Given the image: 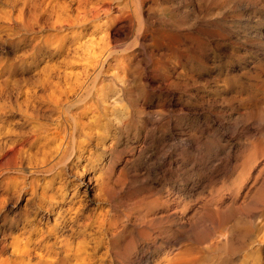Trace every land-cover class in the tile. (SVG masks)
<instances>
[{
	"label": "rangeland",
	"instance_id": "374dc122",
	"mask_svg": "<svg viewBox=\"0 0 264 264\" xmlns=\"http://www.w3.org/2000/svg\"><path fill=\"white\" fill-rule=\"evenodd\" d=\"M80 95L83 159L31 198L8 164ZM26 219L90 264H264V0H0V259L44 253Z\"/></svg>",
	"mask_w": 264,
	"mask_h": 264
},
{
	"label": "bare ground",
	"instance_id": "6f19581e",
	"mask_svg": "<svg viewBox=\"0 0 264 264\" xmlns=\"http://www.w3.org/2000/svg\"><path fill=\"white\" fill-rule=\"evenodd\" d=\"M81 1V0H79ZM142 25V24H141ZM108 52V50H107ZM109 55V54H107ZM106 55V56H107ZM106 60V58H105ZM99 61V60H98ZM103 61V59H102ZM102 61H100L99 66H98V70H97V74H99L101 72V69L103 68ZM97 64V65H98ZM96 65V66H97ZM102 67V68H101ZM97 68V67H96ZM96 71V70H95ZM94 79V78H93ZM89 84V83H88ZM93 85V84H92ZM82 90V89H81ZM64 96V95H63ZM86 98L88 97L87 95H85ZM56 97V96H55ZM84 96L81 97L77 96L75 99H71L68 100L67 98H55L53 99V103L56 105L55 107L57 108V111L59 113V117L57 120V123L55 124V132L56 134H54L53 136H51L49 139L54 143H56V147L53 145V147L51 149H53L52 152H54L53 154H51V159L48 158V156H50V152H46L44 153V151L42 152L43 156H40V158L38 159L39 162H37V167L38 168H34L33 170H28L29 172L25 173L24 171H20L19 169L21 168V157H16L12 162H10L8 164V168L10 171H12L13 173H17L19 174L20 177H18L20 180V183L23 184L22 187H24L26 185H28V188L30 189V194L29 197L31 196V198H39V197H45V194H47L45 191L47 189H51V185H52V179L49 181L44 180L43 184L40 186V192H38L37 188L38 186H36V182L34 180V176H36L38 174H53L54 176L58 177L61 174H63V171L67 168L70 169L71 167L68 166L69 163L73 164L72 160H76L79 162L80 159H83V157H81L85 146L86 145H82V141H77L76 140V136H81V138H87L88 134L86 132H84V125L85 123L83 121H81L80 118H78L77 116H74L73 113H71L72 109L76 106H78L79 104L83 103V98ZM85 98V99H86ZM102 100V99H101ZM53 105V104H52ZM78 134V135H77ZM40 135V134H39ZM39 138V136H38ZM41 139V138H40ZM46 143H44L45 145ZM51 144V143H50ZM47 146L49 144H46ZM51 147V146H50ZM50 149V150H51ZM48 153V154H47ZM41 154V155H42ZM48 155V156H47ZM90 160V158L88 159V161ZM20 164V166H19ZM36 164V163H35ZM76 165V164H75ZM85 166V165H83ZM54 172V173H53ZM27 174H29L27 176ZM43 176V175H41ZM44 177V176H43ZM39 179V178H38ZM42 180V179H41ZM96 180H99V177L96 178ZM103 181V180H102ZM38 182V180H37ZM19 183L17 180H11L8 181V185L13 184V186H17ZM41 182H39L40 184ZM101 183V182H100ZM106 183V182H105ZM96 185L98 183H95ZM95 184L93 185V187L95 186ZM62 185V184H61ZM61 185L59 187L56 188L55 192L52 193L55 194L57 191V189H59L60 191H63L61 188ZM108 185V183H107ZM100 186V185H98ZM104 188V189H103ZM22 190V189H21ZM99 190V189H98ZM50 191V190H49ZM100 191H105V185H101L100 187ZM98 191V192H100ZM41 194V195H38ZM50 194V193H49ZM48 196H51L49 195ZM99 194V193H98ZM47 196V195H46ZM53 197V196H52ZM30 199V198H29ZM42 199V198H41ZM39 200V199H38ZM35 201V200H34ZM33 202V201H32ZM78 208V207H77ZM218 209V207H217ZM216 209V210H217ZM70 210V209H69ZM77 210V209H76ZM210 210V209H209ZM212 210V209H211ZM75 211V208H74ZM73 211V212H74ZM211 212V211H209ZM217 211H215L216 213ZM213 213V214H215ZM210 214V213H209ZM58 215V214H57ZM210 216V215H209ZM87 215H84L83 218H87ZM90 217V216H89ZM78 219V218H77ZM80 219V218H79ZM94 219V218H93ZM112 219V218H111ZM90 220V219H88ZM113 220V219H112ZM77 220H71L72 223H75ZM93 221V220H92ZM115 221V220H114ZM15 222V221H14ZM30 223H32V229L31 232L32 234L39 236L38 239H35L33 241L35 245L38 246L40 245V247L42 246V249H44V253H37V251H35L38 255V259L34 262H30V259H27L26 261L20 257L18 259H10V258H6V259H0V264H90L88 261H86V257H81V256H75L74 254H72V249H71V243L69 242V240L67 238H65L63 241H61V245L59 246L62 249V253L61 251H57L55 245L53 244V242L49 243L46 238V233H44L43 231H41L42 229H40L39 224L36 222L34 223L31 220L26 219V224L30 225ZM116 223V222H115ZM114 223V224H115ZM56 224V223H55ZM102 224V223H101ZM109 224V223H108ZM90 225H92L90 222H86L84 224V226L89 227ZM112 225V224H111ZM110 226V224L108 225ZM114 226V225H113ZM239 226V225H238ZM241 226V225H240ZM112 227V226H111ZM110 227V228H111ZM44 228V227H43ZM113 228V227H112ZM57 227L56 225H52L50 226V228L48 229L47 227V233L48 235L53 234L54 231H56ZM106 229V228H105ZM232 229V228H231ZM239 229V228H238ZM104 230V229H103ZM115 230V229H114ZM108 231V230H107ZM109 233V232H108ZM114 233V232H113ZM104 234V232H103ZM106 234V233H105ZM230 234V233H229ZM247 234V233H245ZM244 234V235H245ZM81 235V234H80ZM113 235V234H112ZM233 235V234H232ZM232 235L230 234V239L232 238ZM107 236V235H106ZM225 236V235H224ZM223 236V237H224ZM240 236V235H239ZM109 237V234L108 236ZM114 238V237H113ZM239 238V237H238ZM34 239V238H33ZM32 239V240H33ZM24 240V239H23ZM233 240V238H232ZM16 241H19V239ZM111 242H115L113 239L110 240ZM13 242V241H12ZM28 242H30L29 239L25 240V246L27 244L28 246ZM117 242V241H116ZM223 242V241H222ZM232 242V241H231ZM14 243V242H13ZM55 243V242H54ZM237 243V242H236ZM23 244V243H22ZM15 243V247L14 248H18L19 246H17ZM24 246V245H22ZM114 246V245H113ZM21 250L22 247H20ZM24 248V247H23ZM26 248V247H25ZM31 248V247H30ZM29 248V249H30ZM15 249V250H16ZM119 249V248H118ZM20 250V249H19ZM25 250V249H24ZM38 250V249H37ZM18 251V250H17ZM31 251V249H30ZM79 251V250H78ZM20 252V251H19ZM23 255L25 254H29V250L27 251V248L24 252H22ZM34 253V252H33ZM79 254V253H78ZM22 255V256H23ZM34 255L36 256V254L34 253ZM30 256V255H29ZM29 256H27L29 258ZM191 256V255H190ZM193 256H191L192 258ZM181 258V257H180ZM179 258V259H180ZM185 258V257H184ZM194 258V257H193ZM166 259V258H165ZM173 260V259H172ZM171 260V261H172ZM188 260V257H187ZM185 260V263L186 261ZM194 260V259H193ZM167 261V260H166ZM171 261H167L166 264H170ZM179 261V260H178ZM177 261V263H178ZM181 261V260H180ZM179 261V262H180ZM184 261V260H183ZM182 262V261H181ZM191 262V261H190ZM189 262V263H190ZM194 262V261H193ZM184 263V262H183ZM181 264V263H180ZM191 264V263H190ZM195 264V263H194ZM255 264V263H254Z\"/></svg>",
	"mask_w": 264,
	"mask_h": 264
}]
</instances>
